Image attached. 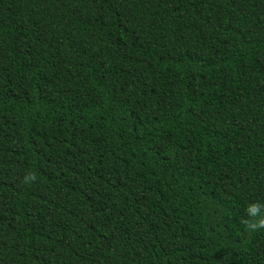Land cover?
Returning a JSON list of instances; mask_svg holds the SVG:
<instances>
[{"label": "trees", "instance_id": "obj_1", "mask_svg": "<svg viewBox=\"0 0 264 264\" xmlns=\"http://www.w3.org/2000/svg\"><path fill=\"white\" fill-rule=\"evenodd\" d=\"M261 220L264 0H0V264H264Z\"/></svg>", "mask_w": 264, "mask_h": 264}, {"label": "clouds", "instance_id": "obj_2", "mask_svg": "<svg viewBox=\"0 0 264 264\" xmlns=\"http://www.w3.org/2000/svg\"><path fill=\"white\" fill-rule=\"evenodd\" d=\"M257 209H258V205L253 204V205H251L249 207L248 211H249L250 215H256L257 214ZM259 224L264 225V220H261L259 222ZM251 226L252 227H257L259 225H251Z\"/></svg>", "mask_w": 264, "mask_h": 264}]
</instances>
